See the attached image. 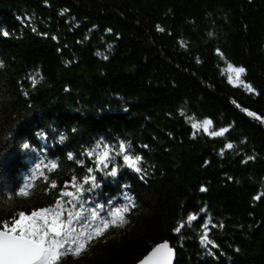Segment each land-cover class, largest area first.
Segmentation results:
<instances>
[{
	"label": "trees",
	"instance_id": "16d2710c",
	"mask_svg": "<svg viewBox=\"0 0 264 264\" xmlns=\"http://www.w3.org/2000/svg\"><path fill=\"white\" fill-rule=\"evenodd\" d=\"M228 63L254 93L229 83ZM225 93L264 118V0H0V222L85 174L67 153L130 141L144 171L98 174L92 194L126 203L129 185L128 222L57 264H133L161 240L173 264H264V132ZM44 155L58 161L47 183L13 196ZM189 214L198 220L174 232ZM208 219L215 248L200 243Z\"/></svg>",
	"mask_w": 264,
	"mask_h": 264
},
{
	"label": "snow or ice",
	"instance_id": "6c2138e0",
	"mask_svg": "<svg viewBox=\"0 0 264 264\" xmlns=\"http://www.w3.org/2000/svg\"><path fill=\"white\" fill-rule=\"evenodd\" d=\"M157 30L165 31L159 25ZM4 35L7 33L5 32ZM53 39L56 38L53 37ZM217 51L219 53V50ZM220 55L223 54L220 53ZM104 58L107 59V56ZM225 71L229 73V83L234 86H243L249 92H255L250 84L241 80V76L245 73L243 67H235L228 63L227 68L222 70V74ZM31 79L35 86L38 81L35 77ZM247 114L256 116L252 112ZM256 118L259 119V117ZM211 124L210 119H205L202 123H192L191 126L195 130L193 136L201 128L208 132ZM228 131L229 128H221L212 131L210 135L222 137ZM64 139V136L60 137L61 142ZM143 147H147V145ZM22 148L31 150L32 146L30 143L24 142ZM225 148L232 149L233 145L228 143ZM39 151L46 153L47 150L41 148ZM117 157L121 158L122 162H118ZM67 159L73 160L78 167L84 168L85 174L79 180L73 174L71 182L65 181L63 186L58 185L55 180L51 181L46 189V191L52 192L53 203L51 205L33 209L30 213L19 211L10 220L0 222L2 223V227H0V264H57L63 255H79L87 243L103 236L110 225L123 226L128 222L125 215L135 207L134 198L123 191L129 185L120 186L122 199L126 203H116V197L108 199L106 203H99L92 199V194L101 187V181L97 178L98 174H102L105 179L108 177L116 179L125 168L131 169L137 174L144 171L140 166L143 156L135 151L132 143L121 140L118 144H109L105 142L104 138H100L90 147L82 148L78 155L72 152L67 153ZM249 159H253V157H249ZM38 161L29 170L22 186L18 190H13V196H27L28 189L32 187L36 178L43 177L47 183L48 177L45 175L44 169L52 172L58 167V161L47 155H44L43 159L38 157ZM140 178L143 179V176L141 175ZM69 187L74 188L75 191L68 190ZM57 188H59L58 192L52 191ZM201 191H206V189L201 188ZM255 199H260V197L257 196ZM85 205H89V207L86 208ZM75 209L79 210L75 211ZM198 217L199 214H189L186 219L177 223L174 232L180 233L186 226L191 227ZM210 224L211 220L208 219L200 225L202 230L200 243L205 247L212 245L215 248L217 245L208 238ZM215 226L212 225V227ZM173 255L174 250L169 247L167 242H163L157 245L140 264H172Z\"/></svg>",
	"mask_w": 264,
	"mask_h": 264
},
{
	"label": "water",
	"instance_id": "95a60500",
	"mask_svg": "<svg viewBox=\"0 0 264 264\" xmlns=\"http://www.w3.org/2000/svg\"><path fill=\"white\" fill-rule=\"evenodd\" d=\"M225 95H226V97L231 101V103L237 108V110H239L242 114L247 115L249 118H251V119L254 121V123L256 124V126H258V127L262 130V132H264V118L262 117V115H261L258 111L256 112V111H254V110H252V109H249V108H247V107L244 108V107H242L241 105H239L238 102H237L235 99H233L231 96H229V95L226 94V93H225ZM245 110H247V111H245ZM248 112L255 113L256 116H255V117H254V116H249V115L247 114ZM256 117H259V119H257ZM163 242H167L168 245H169L168 240H161V241H158V243L154 244L151 248H149V249L147 250V252H146L145 255H143L142 257H140L139 259H137L136 262L133 263V264H140V262H141L142 260H144L145 257H147V256L151 253V251H152L154 248H156L157 245H159V244H161V243H163ZM169 247L173 249V247H171L170 245H169ZM173 250H174V249H173ZM174 255H175V252H174ZM174 255H173V258H172V264H173V260H174Z\"/></svg>",
	"mask_w": 264,
	"mask_h": 264
},
{
	"label": "rangeland",
	"instance_id": "374dc122",
	"mask_svg": "<svg viewBox=\"0 0 264 264\" xmlns=\"http://www.w3.org/2000/svg\"><path fill=\"white\" fill-rule=\"evenodd\" d=\"M203 122V121H202ZM202 122H200V123H202Z\"/></svg>",
	"mask_w": 264,
	"mask_h": 264
}]
</instances>
